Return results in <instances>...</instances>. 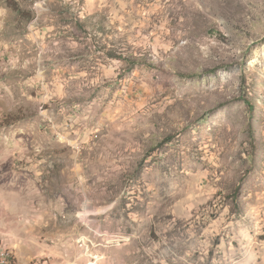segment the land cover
Masks as SVG:
<instances>
[{
	"label": "rangeland",
	"instance_id": "rangeland-1",
	"mask_svg": "<svg viewBox=\"0 0 264 264\" xmlns=\"http://www.w3.org/2000/svg\"><path fill=\"white\" fill-rule=\"evenodd\" d=\"M0 257L264 264V0H0Z\"/></svg>",
	"mask_w": 264,
	"mask_h": 264
},
{
	"label": "built area",
	"instance_id": "built-area-1",
	"mask_svg": "<svg viewBox=\"0 0 264 264\" xmlns=\"http://www.w3.org/2000/svg\"><path fill=\"white\" fill-rule=\"evenodd\" d=\"M11 256L12 255L10 253H6V251L1 253V257H11ZM1 257H0V259H1Z\"/></svg>",
	"mask_w": 264,
	"mask_h": 264
}]
</instances>
